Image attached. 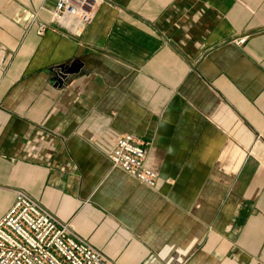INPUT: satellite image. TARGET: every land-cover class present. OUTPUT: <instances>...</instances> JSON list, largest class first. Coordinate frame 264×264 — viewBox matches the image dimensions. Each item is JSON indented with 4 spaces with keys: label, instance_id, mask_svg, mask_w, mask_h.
Segmentation results:
<instances>
[{
    "label": "crops",
    "instance_id": "obj_1",
    "mask_svg": "<svg viewBox=\"0 0 264 264\" xmlns=\"http://www.w3.org/2000/svg\"><path fill=\"white\" fill-rule=\"evenodd\" d=\"M54 5L0 0V220L22 190L113 264H264V0H104L39 36Z\"/></svg>",
    "mask_w": 264,
    "mask_h": 264
},
{
    "label": "built area",
    "instance_id": "obj_2",
    "mask_svg": "<svg viewBox=\"0 0 264 264\" xmlns=\"http://www.w3.org/2000/svg\"><path fill=\"white\" fill-rule=\"evenodd\" d=\"M104 0H55L48 23L38 22L37 34L58 26L80 37L95 19ZM245 38L238 41L244 43ZM1 59V57H0ZM148 144L132 134L116 138L111 164L144 186L155 188L157 171L146 164ZM0 220V264H113L75 233L71 224L59 220L22 190Z\"/></svg>",
    "mask_w": 264,
    "mask_h": 264
},
{
    "label": "water",
    "instance_id": "obj_3",
    "mask_svg": "<svg viewBox=\"0 0 264 264\" xmlns=\"http://www.w3.org/2000/svg\"><path fill=\"white\" fill-rule=\"evenodd\" d=\"M81 69V66L77 64V62H72L70 65H63L62 66V72L58 74L56 77V80L58 82L59 86H62L64 84V79H66L70 74L79 72Z\"/></svg>",
    "mask_w": 264,
    "mask_h": 264
}]
</instances>
